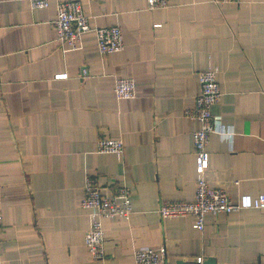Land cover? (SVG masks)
I'll use <instances>...</instances> for the list:
<instances>
[{
    "label": "crops",
    "instance_id": "0c3cea01",
    "mask_svg": "<svg viewBox=\"0 0 264 264\" xmlns=\"http://www.w3.org/2000/svg\"><path fill=\"white\" fill-rule=\"evenodd\" d=\"M62 1L0 0V264H136L141 247H165V264H264V208L253 207L264 193V0H79L93 30L67 52L54 24ZM112 25L125 47L102 55L94 29ZM209 66L222 91L212 112L234 134L211 135L208 179L243 207L208 214L200 231L160 207L195 196L199 123L185 110ZM118 77L135 79L134 98L116 96ZM103 136L124 153L99 152ZM88 176L106 194L132 193L129 219L104 220L102 260L85 243Z\"/></svg>",
    "mask_w": 264,
    "mask_h": 264
},
{
    "label": "built area",
    "instance_id": "2783aa9c",
    "mask_svg": "<svg viewBox=\"0 0 264 264\" xmlns=\"http://www.w3.org/2000/svg\"><path fill=\"white\" fill-rule=\"evenodd\" d=\"M219 3L238 2L240 0H216ZM150 9L164 8L169 0H147ZM37 9L47 8L50 0H31ZM57 31L56 43L63 52L82 47L83 37L90 32V18L85 13L79 0L62 1L58 5L55 19ZM98 47L102 55L119 52L125 47V39L121 26L112 25L94 29ZM86 72V69H84ZM66 73L56 77H65ZM200 93L193 107L185 110V115L199 123V128L193 133L197 183L192 200L166 201L160 207L163 218H178L192 216L194 227L202 231L205 228V218L208 214H230L243 206L234 201L228 192L221 187H214L208 179L210 169V151L208 145L212 134L217 133L222 138L230 139L233 128L224 123L221 116L214 115L212 107L219 102L222 91L218 80L217 66H209L199 73ZM115 93L120 99H132L136 96V81L131 77H118L115 83ZM124 141L119 137L103 136L98 141V151L101 153H124ZM131 189L119 185L111 194L103 191L96 177L88 176L84 186L81 206L89 211L91 225L85 235V243L93 259L102 260L106 256L104 220L110 217L129 219L133 213ZM253 207L264 208V193L253 200ZM3 229V215L0 213V234ZM167 251L165 247H141L135 251L136 264H165ZM202 262V258L198 259Z\"/></svg>",
    "mask_w": 264,
    "mask_h": 264
},
{
    "label": "water",
    "instance_id": "95a60500",
    "mask_svg": "<svg viewBox=\"0 0 264 264\" xmlns=\"http://www.w3.org/2000/svg\"><path fill=\"white\" fill-rule=\"evenodd\" d=\"M204 264H216V261H215V259H209L206 263H204Z\"/></svg>",
    "mask_w": 264,
    "mask_h": 264
}]
</instances>
